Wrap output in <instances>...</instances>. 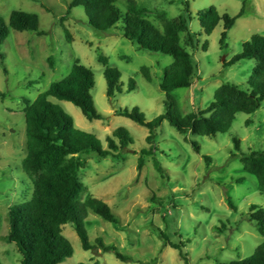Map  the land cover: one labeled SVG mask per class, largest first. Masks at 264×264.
<instances>
[{
    "label": "rangeland",
    "instance_id": "1",
    "mask_svg": "<svg viewBox=\"0 0 264 264\" xmlns=\"http://www.w3.org/2000/svg\"><path fill=\"white\" fill-rule=\"evenodd\" d=\"M70 1L0 0V16L5 20L13 11L32 13L39 19V29L46 32L38 36L12 30L0 45L1 263L20 264L15 245L4 240L7 212L31 196L29 180L21 168L26 155V101L33 102L52 83L64 79L76 60L93 74L90 93L101 119L89 121L73 104L54 102L73 119L76 128L95 135L103 150H108L107 138L118 128L125 129L130 144L119 149L116 157L91 154L79 170L85 187L82 200L93 196L105 202L117 224L89 210L84 221L94 247L89 251L82 249L74 228L64 225L63 235L74 253L63 264H185L179 252L189 264L249 258L264 241L248 220L249 208L264 209V195L258 190L256 178L243 171L238 157L264 149V100L254 113H238L227 133L214 137L183 135L164 121L148 143L146 127L116 112L138 108L148 122L165 113L167 96L159 90V84L173 58L145 52L123 38L122 21L104 32L90 28L81 7L66 13ZM131 1L156 20L162 12L169 20L182 15L193 35L189 44L185 33H180V45L191 55L194 75L189 88L169 93L175 100L173 112L184 116L206 108L225 82L248 89L255 61L242 60L230 66L224 63L241 53L243 43L253 35H264V0H117L123 14ZM209 7L216 8L221 17L235 18L223 44V21L206 36L196 17L198 11ZM242 9L244 15L239 17ZM98 53L121 74L123 93L110 99ZM142 67L149 69L151 81L141 74ZM131 79L136 89L127 91ZM233 138L240 142L239 151ZM191 141L199 145V153L193 150ZM140 157L144 165L139 172ZM204 157L210 159L208 165ZM156 164L163 171H158ZM237 179H242L241 183H236ZM229 198L236 211L229 208ZM98 239L129 261L121 262L113 252H104Z\"/></svg>",
    "mask_w": 264,
    "mask_h": 264
},
{
    "label": "trees",
    "instance_id": "2",
    "mask_svg": "<svg viewBox=\"0 0 264 264\" xmlns=\"http://www.w3.org/2000/svg\"><path fill=\"white\" fill-rule=\"evenodd\" d=\"M129 3L123 14L117 6V0H71L66 13L70 14L73 8L81 7L89 27L101 32L116 27L122 21L120 32L123 38L145 52L173 58V62L165 67L163 79L159 84V90L167 96L165 113L148 122L138 108L116 112V115L146 127L149 131L148 143L153 141L156 130L164 121L183 135L214 137L219 133H227L238 113L252 114L259 109L264 100V35H253L248 42L243 43L241 53L230 62L224 63V66H230L242 60L255 61L252 79L247 83L248 89L225 82L216 89L213 100L206 108L183 116L172 111L175 100L169 93L176 89L189 88L192 84L194 67L191 55L180 45L182 32L185 33L186 42L192 43L193 35L187 30L186 20L182 15L169 20L163 12L158 14L156 20L146 16L133 1ZM242 15L243 9L238 16ZM196 17L206 36L223 21L221 44L235 24L234 17H221L214 7L198 11ZM12 30L32 32L38 36L46 35V32L39 29L37 15L21 11H13L8 20L0 16V45ZM97 60L105 67L103 75L107 98L122 94L120 72L110 67L108 59L102 54L98 53ZM140 72L146 81H151L147 67H142ZM93 87L92 72L76 60L64 79L52 83L33 102L26 101L23 111L26 155L21 168L29 180L31 196L29 200L8 209V233L4 237L7 243L15 245L21 256L20 264H63L71 258L73 247L63 235V226L66 224L74 228L82 249L92 250L94 247L84 226L89 210L105 221L117 224L112 210L105 202L93 196L82 200L85 187L78 173L86 165V159L91 154L99 158L109 155L116 157L115 153L119 149L127 148L130 140L125 129H116L107 138L108 150H103L95 135L76 128L73 119L54 102L67 101L80 109L87 120H99L102 116L97 112L90 93ZM135 89L136 84L131 79L127 91ZM233 142L235 149L239 151V140L233 138ZM191 145L195 152H200L196 142L191 141ZM238 159L243 171L256 178L258 190L264 195V149L240 154ZM204 160L207 165L210 163V159L204 157ZM143 165V158L140 157L137 164L139 172ZM155 166L158 171H163L158 164ZM241 181L242 179H237L235 182ZM227 203L230 209L236 211L237 207L230 198ZM248 220L253 228L264 236V209L251 206ZM97 244L104 252H113L121 262L129 261L128 257L123 256L114 247L105 246L101 240L98 239ZM179 254L184 263L189 264L186 256L181 252ZM216 264H264V241L255 248L249 258L228 263L217 261Z\"/></svg>",
    "mask_w": 264,
    "mask_h": 264
}]
</instances>
